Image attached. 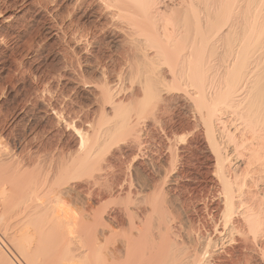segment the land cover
<instances>
[{"label":"bare ground","instance_id":"obj_1","mask_svg":"<svg viewBox=\"0 0 264 264\" xmlns=\"http://www.w3.org/2000/svg\"><path fill=\"white\" fill-rule=\"evenodd\" d=\"M211 1L217 4L220 0ZM227 1L222 4L221 0L219 7L222 4V9L216 7L212 13L200 0H183L180 4L183 14L180 15L181 21L174 18L176 12L169 10L163 0L59 2L58 8L67 5L72 11L87 6L86 12H91L88 18L91 17L97 24L107 15L102 30H108L113 20L114 14L110 11L117 10L134 15L135 21L139 17L142 27H155V31L147 30L146 41L138 43L132 40L129 43L123 59L127 75L131 76L130 86L120 81L111 85L108 80L110 73L105 66L100 68L104 80L102 83L86 81L83 76L74 79L82 87L98 85L97 93L93 96V103L98 105L94 116H90L88 110L75 112L66 105L55 106L53 95L58 87L38 72L39 67L35 69L32 64L25 63L22 64V72L16 70L21 73L22 79L33 76L37 84L32 91L28 90L19 109H7L5 102H0V234L34 235L37 238L34 246L37 247L30 249L29 244L32 242H24L21 243L24 248L18 249L9 242V247L3 248L0 243V264H22L19 261L21 259L25 264H215L220 251L225 249L223 247L233 244L242 245L243 249L249 251L258 249L257 256L264 262V187L260 190L252 187L264 183V0ZM44 4H47L45 0H0V53L8 52L7 45L17 35L11 33L19 21L31 9ZM228 5L231 16L235 7L238 11L240 50L228 66L223 86L207 95L200 88L204 76L202 61L196 55L197 50L192 49L196 43H201L203 49L199 45L203 53L222 35L232 34L234 30L231 25L224 28L226 24H221V12L227 13ZM159 18L164 19V24L161 27L153 26L154 19ZM140 19L134 21V25L141 22ZM189 23L192 24L191 28L194 26L197 30H186L183 34L182 26L186 29ZM169 26L173 27L177 38L174 37V43L171 41L173 47L165 51L167 47L161 50L163 46L158 48V44L169 39ZM46 30L50 39L59 37L61 32L54 27H47ZM78 33L76 35L81 43L84 40L90 43V39H93L90 33ZM115 40L112 43L121 41L118 37ZM181 43L182 50L179 49ZM187 49L189 53L183 54ZM151 50L153 56L149 53ZM5 61L1 62V72L4 71ZM184 76L187 77V85L192 88V100L197 104L222 188L223 207L219 219L222 229L216 240L205 239L207 241L201 251L198 247L191 250L183 240L181 245V238H170L169 233L166 235L163 232L162 235L161 231L153 232L147 227H138L137 230L132 227L135 231L131 229L129 234L121 237L114 227L123 226L122 223L115 216L107 223L104 216L109 208L102 204L105 193L111 189L108 180H103L104 171L109 165L106 164L107 160L105 162V150L115 139L126 134L133 136L139 143L141 135L137 133V126L133 122L142 119L146 111L147 119L159 123L162 115L158 116L157 112L164 110L165 87L170 82L182 87ZM6 89L7 85H2L1 92ZM51 115L55 119L52 124L54 127L70 132L72 139L76 137L74 148H70L67 143L62 144L61 140L57 144H47L43 140L46 132L40 133L33 129L36 121L48 119ZM224 116H228L230 122L239 121L244 134L233 136ZM34 144L39 145L37 150H32ZM241 169L246 174L257 172L258 176L248 183L237 175ZM229 172L234 175L233 178ZM84 193L87 196L85 200L81 198ZM128 195L129 201L126 202L130 204L132 196ZM126 211V216L136 225L130 207H125ZM44 236H52L57 242L42 244ZM234 250L233 247L227 251L231 253ZM209 255L212 258L210 262L205 259ZM248 257L245 256V264H254V257ZM136 260L139 262L135 263Z\"/></svg>","mask_w":264,"mask_h":264},{"label":"rangeland","instance_id":"obj_2","mask_svg":"<svg viewBox=\"0 0 264 264\" xmlns=\"http://www.w3.org/2000/svg\"><path fill=\"white\" fill-rule=\"evenodd\" d=\"M45 1L47 4L41 7L40 5L34 7L21 19L22 21H19L14 32L11 31L13 36L15 33L17 35L14 39H11L8 44L9 46L7 45L8 52L6 54L0 53V87L2 88V85H7L8 89L1 92L0 88L1 96L5 93L2 97L0 96V102H5V108L7 109H19L28 90H33L36 87L37 82L35 83V81L37 80L34 81L36 78L27 76V80H25L26 78L22 79L21 73L19 74V71H23L22 64L28 63L32 64L35 69L39 67L38 72L45 78L48 77L52 81L53 86L58 87V91L53 95V104L55 106L62 107L66 105L68 109L75 112H79L82 109L88 110L87 112L90 111V116H94L98 111V105L93 103V96L97 93L98 85L94 87H82L78 83L76 84L74 79L77 76H83L86 81L96 84L102 83L104 80L103 76H101L102 72L100 68H104L105 66V69L110 73L108 80L111 85L120 81L130 86L131 76L127 75L125 58L123 59V57H125L129 43L132 40L138 43L139 41H146L147 30L149 29V31L154 32L155 27H142V19L139 17L137 20L140 19V24L136 23L134 25L137 22L134 15L126 11L117 12V10H114V12L110 11L114 14V17L108 30H102V25L107 22V15L103 16L100 25L95 23V20L91 19V17L88 18L91 12H86L87 6L86 8L83 7L80 10L72 11V8L68 9L67 5L62 9L58 8V4L62 0ZM182 1L163 0L164 5L169 10L176 12L174 18L179 21L182 18L180 15H183L180 11ZM226 1L223 0L222 4H226L228 2ZM220 2L221 0L215 4L211 0H200V3L204 4L212 13L217 9L216 7H219ZM222 4L219 9H222ZM230 11L231 9H229L228 5V12H221L223 18L221 24H226L224 28L231 25L234 30L232 34L222 35V38L206 48L203 53L200 49V45L203 49L201 43H196L194 49L190 48L197 50L196 55L202 61L201 69L204 76L200 88L207 95L214 93L223 86L228 66L230 67V64L240 50L241 32L238 30V11L235 7L232 16ZM55 15L57 16L55 17ZM58 15L62 16L64 21ZM131 20L133 21L131 22ZM190 23L187 24L188 29L182 26L181 31L183 34L187 31H192V29V32L197 30L194 26L191 28L193 23ZM152 24L153 26L161 27L164 24V19H154ZM138 25H141V27ZM47 27L61 30L59 37L50 39L47 35ZM114 29H116L115 32H113ZM172 29L173 27L169 26V39L167 38L164 42L159 41L158 48L163 46L161 50L164 47H167V49H164L165 51L173 47L176 33ZM77 31L93 35V39H90V43L92 42V44L86 43L85 40L81 43L77 38L79 34ZM116 37L121 41L119 43H112V40L116 41ZM181 46H183L182 43L179 45L180 48L177 45L180 50H182ZM186 52L189 53V49L185 52L183 51V54ZM199 52L202 54H199ZM149 53L153 56L152 50ZM2 61H5V68L1 72L3 67ZM16 70L19 71L16 72ZM175 84L173 85L170 82L169 87H165V92H163V98L165 99V103L163 104L164 110L160 111V113L157 112L158 116L162 115L160 119L161 123H155L150 118L147 119L148 113L146 111L142 119L133 122L137 126V133L141 135V141L139 142L141 144L133 136H126V134L115 139L116 142L114 140V143L108 147L110 149L107 148L105 150V162L107 160L106 164L109 165H107L108 169L106 167L104 171L103 180H108L107 184L111 189H108L106 193L109 194L105 193L103 197L104 201H102V204L105 205L104 207L109 208L108 210L105 209L107 212L104 219L107 223H110L111 218L115 216L122 223L123 226L114 227L117 234L121 233V237L123 234H129L132 230H137L138 227L140 229L147 227L153 232L161 231V234L164 232L166 235L169 233L170 238H181L180 241H185L191 250L195 247H198V250H200L201 247L203 248L202 245L206 243V238L216 240L222 229L219 220L221 208L223 207L221 198L222 188L217 175V165L206 138L197 104L192 100V88L187 85V77L184 76L182 79V87L177 84L176 87H173ZM178 86L179 89H176ZM127 96L129 97V94ZM125 104L128 103L125 102ZM107 109L108 113H110V109ZM46 119L36 121L35 127L33 126V129L37 132H46L43 139L44 142L47 144H57L61 140L62 144L67 143L66 145H69L70 148H74L77 142L76 137L72 139L70 132L64 131L63 128L54 127L52 125L55 121L53 115ZM224 120L227 121L226 126L228 125L227 128L229 131H232L231 134L233 136L239 137L244 134L240 130L239 121L230 122L231 119L228 116H224ZM61 135H64L63 139L60 137ZM38 146V144H34L32 150H37ZM241 171L239 173L238 170L237 175L248 183H251L253 177L258 176L257 172L246 174L244 173V169H241ZM231 172L228 174H231L233 178L234 175L232 176ZM263 185L264 183L260 182L259 186L254 187L252 185V187L254 190H260L264 187ZM129 193L132 196L130 204L127 203L129 201L127 200V195ZM86 197L85 193L81 195V198L84 200ZM126 204L127 206H125ZM125 207H130L131 214L133 213V217L136 218V220L134 219L135 223L137 222L136 225L126 216L127 211L126 213L124 212ZM132 227H135V230ZM217 230L218 232L216 233ZM116 237L118 239L120 236ZM36 239L34 235L0 234V243H2L3 248L4 246L9 247L8 243L10 242L13 247L23 249L24 246L21 243L32 242V244H29V248L34 249L37 247V245L34 246V241H37ZM48 241L52 242V244L57 242L56 238L52 236H44L42 244ZM180 241L179 243L183 245L182 241ZM4 242L6 243L5 245L3 244ZM226 247H223L225 249L220 251L221 254L215 259V264H245V256L246 258L253 256V263L264 264L257 256L259 253L256 248L249 251L243 249V246L238 244ZM233 247L235 250L229 253L227 250H231ZM139 254L137 255V260L139 259ZM208 257L210 259V255ZM208 257L205 259L208 262L212 261V258L209 260ZM255 258L257 259L255 260ZM205 259L203 260L204 263ZM137 260L135 263L139 262ZM19 261L25 264L22 259Z\"/></svg>","mask_w":264,"mask_h":264}]
</instances>
